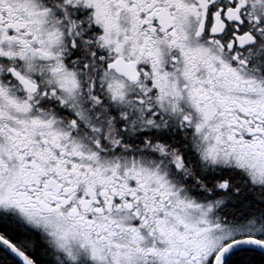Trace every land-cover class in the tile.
Here are the masks:
<instances>
[{"label": "snow or ice", "instance_id": "obj_1", "mask_svg": "<svg viewBox=\"0 0 264 264\" xmlns=\"http://www.w3.org/2000/svg\"><path fill=\"white\" fill-rule=\"evenodd\" d=\"M0 264H264V0H0Z\"/></svg>", "mask_w": 264, "mask_h": 264}]
</instances>
